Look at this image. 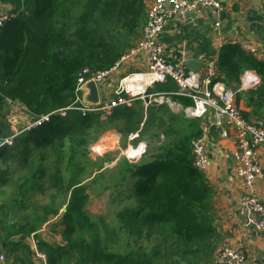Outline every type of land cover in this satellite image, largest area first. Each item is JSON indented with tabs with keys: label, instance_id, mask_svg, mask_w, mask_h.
I'll return each mask as SVG.
<instances>
[{
	"label": "trees",
	"instance_id": "1",
	"mask_svg": "<svg viewBox=\"0 0 264 264\" xmlns=\"http://www.w3.org/2000/svg\"><path fill=\"white\" fill-rule=\"evenodd\" d=\"M146 1L0 0L15 14L0 28V137L11 133L8 117L2 114L9 102L21 104L34 120L50 115L48 121L16 136L12 145L0 148V190L4 189L0 195L4 193L5 199L0 202V253L3 249L8 260L33 264L37 252L47 264H209L213 260L217 249L213 190L195 166L192 151V142L203 134L201 120L148 99L109 112L84 114L78 109L83 106L77 100L78 74L86 68L91 73L108 70L135 46L146 21ZM217 66L230 89L239 88L247 72L260 77V84L245 99L238 95L237 104L243 100L251 108L241 109L248 121H264V61L239 44H228L221 48ZM177 89L169 79L156 83L149 93L157 90L185 107L191 105V99L171 95ZM141 124V139L152 133L149 149L154 143L156 153L136 163L123 158L120 173L134 182L129 196L134 204L117 218L131 241L130 250L111 251L102 225L86 210L88 188L77 166L101 134L115 129L127 140ZM161 134L167 140L159 145ZM63 164L70 173L68 180ZM49 190L47 203L31 199ZM51 217L57 218L61 242L39 236ZM32 236L37 252L28 243Z\"/></svg>",
	"mask_w": 264,
	"mask_h": 264
},
{
	"label": "built area",
	"instance_id": "2",
	"mask_svg": "<svg viewBox=\"0 0 264 264\" xmlns=\"http://www.w3.org/2000/svg\"><path fill=\"white\" fill-rule=\"evenodd\" d=\"M205 8L220 10L222 6L219 0H154L148 10L140 41L121 58L123 61L128 56L145 52L149 56L147 70L126 75L120 81L116 90L117 97L111 100L110 103H102L100 106H87L81 102L80 94H83V87L90 81L102 84L119 67L121 61L104 71L91 73L88 68L82 70L77 78V100L83 106L78 109L84 114L87 112L110 111L118 105L130 104L137 99L145 102L148 99L149 103L167 104L173 110L184 112L186 116L191 118L202 120L210 117V123L203 128L202 136L192 142L194 163L200 170L206 169L211 164V158L205 145L206 135L212 128H218L222 131V135L226 137L228 135L227 129H233L235 131L236 172L242 180L244 189L241 198L244 222L248 228L263 232L264 200L255 192V183L261 173L260 150L264 152V121L251 122L244 118L241 108L237 104L236 92L228 88L225 82L220 79L216 60L207 61L203 73L192 71L186 66L188 60L186 57L176 61L169 59L159 42V36L169 19L176 15L188 17L189 14L199 13ZM14 16L15 14L12 11L0 10V28L6 20ZM241 47L251 53L256 51L247 44H243ZM169 79L174 81L178 87L177 91L171 93V95L189 98L192 100L191 105L185 107L170 95L149 93V90L156 83H163ZM259 84L260 80L255 74H248L242 80L241 89L245 87L253 88ZM49 117L48 114L34 120L30 125L11 137H0V148L5 144L12 145L13 139L19 133L48 121ZM141 134L142 127L136 132L130 133L127 136L128 145L121 149V157L130 163L140 162L149 153V143L141 139ZM162 139H164V136H162ZM111 144L115 145L117 143L113 142ZM102 148L108 149L105 145H102L101 148L97 145L94 150L100 151ZM37 254L45 262L44 256ZM0 264L16 263L1 254ZM215 264H247V257L240 249L224 247L217 253Z\"/></svg>",
	"mask_w": 264,
	"mask_h": 264
},
{
	"label": "crops",
	"instance_id": "3",
	"mask_svg": "<svg viewBox=\"0 0 264 264\" xmlns=\"http://www.w3.org/2000/svg\"><path fill=\"white\" fill-rule=\"evenodd\" d=\"M153 1H146L147 13ZM219 1L222 6L220 10L205 8L199 13L189 14L188 17L176 15L166 22L164 30L159 36V42L169 59L176 61L186 57L188 62L192 61L196 64H201L199 65V71L203 73L207 61L216 60L218 62L220 50L225 45L247 44L256 51L251 53L247 49L244 50L255 56L256 59L264 61V0ZM12 8L11 5L0 4L1 11H13ZM142 32L143 29L135 45L140 41ZM120 61L119 67L100 86L101 99L105 104L110 103L111 100L117 97L116 90L120 81L126 75L147 70L149 56L143 52L128 56L123 61L122 59ZM247 73L255 74L253 72ZM247 73L242 77V80L245 76H248ZM255 75L261 81L260 77L257 74ZM219 76L221 79L220 73ZM241 86L242 83L237 88V93L241 94L244 99L248 91L257 88L256 86L241 89ZM151 89H155V86ZM152 93H157V90ZM80 97L83 103L82 93ZM10 106L15 110L8 117L11 132L8 137L15 135L16 132L34 122V117L21 104L13 103ZM239 107L242 110H251V108L246 107L243 100ZM106 111L109 112L108 110ZM257 120V118L250 119L251 122ZM209 123L210 117L202 119V129ZM141 127H143V124H141ZM109 132L117 133L116 130L112 129ZM227 132L228 135L225 137L222 135L221 130L212 128L205 138V145L211 158V164L202 171L205 173L213 190L212 203L217 242L215 255L224 247H235L246 254L247 264H264V231L259 232L245 225L241 208V198L244 194V189L242 180L236 172L235 131L229 128ZM162 136H164V139H162ZM144 140L148 143L150 142L147 139ZM164 140L165 135L162 134L158 144L164 143ZM150 149H152L151 145ZM260 155L261 173L255 183V192L264 200V152L262 150H260ZM33 250L37 252L36 243ZM44 258L47 264V259L46 257ZM11 260L14 262V259ZM32 260L33 264L45 263L41 257H38V254L34 255Z\"/></svg>",
	"mask_w": 264,
	"mask_h": 264
},
{
	"label": "rangeland",
	"instance_id": "4",
	"mask_svg": "<svg viewBox=\"0 0 264 264\" xmlns=\"http://www.w3.org/2000/svg\"><path fill=\"white\" fill-rule=\"evenodd\" d=\"M99 85L101 86V84ZM232 90L236 92L237 98L239 95V93H237V89ZM102 103L105 104V102ZM9 104L12 105L13 103L10 102ZM10 105L2 111V114H5L7 117H9L11 112L15 110L12 109ZM112 130L115 131V129ZM109 131L110 130L101 134L97 141H91L87 151L84 153V156H81V165L77 166V169L82 171V184L88 188L87 194L89 196V200L86 205L88 214L96 222L102 225L104 238L108 240L111 251H120L125 253L130 250L129 246L131 241L125 236L124 231L120 228L117 214L125 207L134 204L129 198L132 194V185L134 182L128 179L129 175L124 178L120 173L121 169H124L125 162L121 157V149H124L128 145V142L123 139V136L118 130H116V132L118 133L119 138L113 140V142L117 144L112 145L113 147L110 146L108 149L102 148L100 151L94 150V148L100 144L102 139L105 137L107 138V136L111 134ZM151 134L148 137L145 135L144 139L150 141L152 138ZM108 137H111V135ZM166 140L167 138L165 136L164 141L166 142ZM155 147L153 143V145H151L152 149L149 150V153L142 159V161L148 160V158L156 153L154 150ZM49 160L52 161V159ZM108 160H111V163ZM51 167L52 166L50 165L49 168ZM61 168H63L64 178L68 180L70 173L66 169L67 164H63ZM44 185L47 186L46 183ZM3 190H0V192H3ZM7 191L8 189L6 192ZM51 192L52 191L49 190L46 195L35 196L31 199L38 203H47L49 201V197L47 195ZM63 199L64 197H59L58 200L63 201ZM4 200V193H2L0 195V202ZM64 210L65 208H63L61 212ZM51 218L52 219L43 226L39 236L53 242H61L62 240L59 235L60 227L56 226L58 221H55L57 218ZM28 243L33 248L35 247L36 242H34L33 236L28 239ZM134 247L137 249L136 246ZM0 254H4L5 257H7V253L3 249H1ZM216 256L217 254L214 256L213 260L209 262V264H215Z\"/></svg>",
	"mask_w": 264,
	"mask_h": 264
},
{
	"label": "water",
	"instance_id": "5",
	"mask_svg": "<svg viewBox=\"0 0 264 264\" xmlns=\"http://www.w3.org/2000/svg\"><path fill=\"white\" fill-rule=\"evenodd\" d=\"M199 65L192 61H187L186 66L189 70L199 71ZM83 100L87 106H100L102 104L100 85L95 81L88 82L83 87ZM19 102V101H18ZM181 112V111H180ZM65 211V210H64Z\"/></svg>",
	"mask_w": 264,
	"mask_h": 264
},
{
	"label": "bare ground",
	"instance_id": "6",
	"mask_svg": "<svg viewBox=\"0 0 264 264\" xmlns=\"http://www.w3.org/2000/svg\"><path fill=\"white\" fill-rule=\"evenodd\" d=\"M110 135L114 139H112L111 137H108ZM110 135H108L107 138L105 137L104 139L101 140L100 144L98 145L99 148H101L102 145L107 146V148H109L110 146L113 147L111 143H113V140L118 139L117 137H119V135L118 133H113V132Z\"/></svg>",
	"mask_w": 264,
	"mask_h": 264
}]
</instances>
